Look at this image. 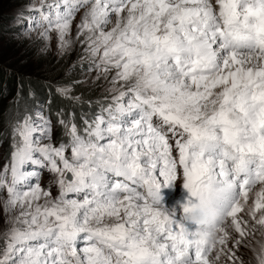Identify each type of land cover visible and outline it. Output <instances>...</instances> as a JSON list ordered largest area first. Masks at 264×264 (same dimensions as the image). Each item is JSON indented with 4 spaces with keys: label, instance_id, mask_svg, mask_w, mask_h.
<instances>
[{
    "label": "snow or ice",
    "instance_id": "1",
    "mask_svg": "<svg viewBox=\"0 0 264 264\" xmlns=\"http://www.w3.org/2000/svg\"><path fill=\"white\" fill-rule=\"evenodd\" d=\"M26 11L44 51L53 32L60 56L81 48L82 79L58 95L80 101L75 84H105L82 128L57 113L58 145L51 121L13 98L0 264H245L244 249L264 264V0H33ZM178 170L179 217L160 195ZM214 185L230 193L220 222L189 231L192 200Z\"/></svg>",
    "mask_w": 264,
    "mask_h": 264
},
{
    "label": "rangeland",
    "instance_id": "2",
    "mask_svg": "<svg viewBox=\"0 0 264 264\" xmlns=\"http://www.w3.org/2000/svg\"><path fill=\"white\" fill-rule=\"evenodd\" d=\"M33 0H0V133H10V124L16 114V106L12 103L21 92L19 98L20 109L27 108L32 112L40 111L52 124V143L58 145L61 140L67 141L64 129L58 123L57 113L63 112V118L69 119L75 114V123L83 127L81 116L99 111L96 104L102 99L105 82L98 81L96 85L75 84L73 96H80L81 100L62 98L57 94V86H63L82 79L79 57L82 51L77 45L70 53L60 56L57 52L56 34H51L50 49L44 51V41L33 32L28 38L27 17L34 14L26 11V5ZM24 13L25 19L18 24L17 14ZM79 20V16H77ZM86 67V65H84ZM95 75V73H93ZM34 93V98L29 93ZM92 102V107L88 106ZM50 102V103H49ZM174 145V141H170ZM10 136L0 139V170L9 162ZM175 156V151H174ZM70 155V152L67 153ZM31 169V165L27 166ZM178 182L168 188H162L161 204L164 209L175 211L177 217L182 213V205L188 199V193L182 187V170ZM41 183L50 185L51 174L42 169ZM56 193L55 187L52 188ZM6 195V193H5ZM189 231H195V226L184 222ZM4 227L3 217L0 214V228ZM2 246V241H0ZM245 264H256V258L251 250H242Z\"/></svg>",
    "mask_w": 264,
    "mask_h": 264
},
{
    "label": "clouds",
    "instance_id": "3",
    "mask_svg": "<svg viewBox=\"0 0 264 264\" xmlns=\"http://www.w3.org/2000/svg\"><path fill=\"white\" fill-rule=\"evenodd\" d=\"M229 194L227 191H220L219 186L215 185L202 189L192 200L189 210L184 216L185 222L195 226V230L211 233L214 226L220 222V205Z\"/></svg>",
    "mask_w": 264,
    "mask_h": 264
}]
</instances>
